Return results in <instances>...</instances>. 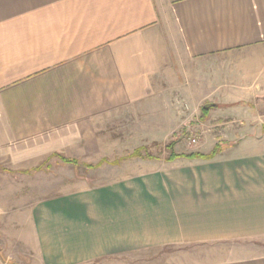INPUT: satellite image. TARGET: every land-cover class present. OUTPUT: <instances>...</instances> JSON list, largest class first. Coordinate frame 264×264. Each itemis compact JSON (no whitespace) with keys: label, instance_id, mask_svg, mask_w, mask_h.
I'll return each mask as SVG.
<instances>
[{"label":"crops","instance_id":"0c3cea01","mask_svg":"<svg viewBox=\"0 0 264 264\" xmlns=\"http://www.w3.org/2000/svg\"><path fill=\"white\" fill-rule=\"evenodd\" d=\"M207 103L194 125L236 141L197 150L217 144L210 159L139 158L153 167L31 209L41 264L264 243V112L247 106L264 105V0H0V165L79 163V151L82 165H117L97 122L148 120L145 135L170 136ZM177 254L194 260L171 264H264Z\"/></svg>","mask_w":264,"mask_h":264},{"label":"rangeland","instance_id":"374dc122","mask_svg":"<svg viewBox=\"0 0 264 264\" xmlns=\"http://www.w3.org/2000/svg\"><path fill=\"white\" fill-rule=\"evenodd\" d=\"M255 104L247 106L254 108V112L258 108L261 109L259 112H264V105ZM197 115H199L197 121H192L189 118L182 119V123L184 125L186 123V126L170 136L145 135L147 128L142 123L148 120L117 117L97 122L96 128L99 133L96 137L97 141L100 139V142L105 143L103 146V150H105L101 153L110 159L121 155L126 158L125 161L117 165L111 162L98 167L82 165L80 161L85 160L86 157L84 156H87L82 151L75 153L79 158L77 165L66 163L57 157L46 161L39 170L24 171L20 169L23 171H18V169L9 166L7 162L1 164L0 255L3 257L4 263L41 264L39 252L34 246L33 232L29 221L31 209H39L40 205L49 199L60 200L62 196L67 197L76 194L78 191L108 185L123 176L136 175L147 169L150 170L153 166H150L148 162L139 159V157H128L134 147H145L147 153L152 157L166 159L170 151L182 155L189 152L200 153L197 150H207L214 140L217 144L237 140L238 136L217 133L208 124L194 125L199 124L200 119L201 122L208 119L203 118L205 113L201 111V108ZM238 121L236 124L240 125ZM248 123L250 126L254 125L253 121H248ZM228 126L231 129V125ZM218 131L220 132V130ZM170 144L173 146L172 149L168 148ZM144 152L142 151V154ZM180 252L185 253L184 256L187 258L195 255L203 260L205 257L216 258V256L222 255L229 256V258H241L264 254V243L249 240L214 245L171 246L128 257L104 259L91 264H171L194 260L176 259V257H180L177 256V253Z\"/></svg>","mask_w":264,"mask_h":264},{"label":"trees","instance_id":"16d2710c","mask_svg":"<svg viewBox=\"0 0 264 264\" xmlns=\"http://www.w3.org/2000/svg\"><path fill=\"white\" fill-rule=\"evenodd\" d=\"M208 107H205L207 106ZM217 106L216 104H211V103H207V104H204L201 111L204 113L206 112L207 110H209L210 108L212 107H215ZM172 145L170 144L168 146L169 149H172ZM142 151H145L144 154H142ZM217 152V146L215 145L214 148L207 154H202V153H189V154H176V153H173V151H170L169 153V156L166 158L167 160H173L177 157H180V156H185V157H188V158H201V159H210L212 158L215 153ZM53 156H56L55 154ZM128 157H139V158H145V159H153V158H156V157H152L150 154L147 153V150L145 149V147H137L135 148L131 154L128 155ZM62 159V161L66 162V163H69V164H72V165H77L78 162L74 159H66L64 157H60ZM118 161L114 162L112 161L111 163H117ZM101 163H98V164H85V166H88V167H92V166H96L98 167ZM44 165V164H43ZM42 165V166H43ZM42 166L40 167H37V168H34L33 170H39Z\"/></svg>","mask_w":264,"mask_h":264},{"label":"water","instance_id":"95a60500","mask_svg":"<svg viewBox=\"0 0 264 264\" xmlns=\"http://www.w3.org/2000/svg\"><path fill=\"white\" fill-rule=\"evenodd\" d=\"M205 107H208V105H207V106H205Z\"/></svg>","mask_w":264,"mask_h":264}]
</instances>
